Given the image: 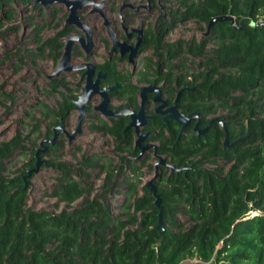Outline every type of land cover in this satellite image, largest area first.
I'll return each mask as SVG.
<instances>
[{"label":"trees","instance_id":"obj_1","mask_svg":"<svg viewBox=\"0 0 264 264\" xmlns=\"http://www.w3.org/2000/svg\"><path fill=\"white\" fill-rule=\"evenodd\" d=\"M13 2L18 0H0V12L8 18L14 16ZM180 3L184 9L171 10V19L160 15L158 33L150 26L157 60L145 72L154 79L143 78L156 83L165 79L175 90L184 87L179 106L185 114L199 111L203 124L219 116L227 124L230 143L246 138L226 147L218 122L206 135L190 128L180 135L178 122L165 124L153 114L150 124L156 132L151 140H159V153L175 167L187 168L164 170L155 182L162 198L159 209L141 179L145 168L153 166L136 158L140 149L133 129L126 128L128 118L93 120L92 131L114 139L117 161L79 145L75 155L81 149L84 153L75 162L47 160L41 153L42 163L58 172L51 195L64 207L54 211L28 204L25 174L8 177L3 172L4 161L24 148L17 133L0 143V264H264V0ZM34 6V35L40 46L29 51L35 59L57 60L61 36L74 28L64 27L43 39V25L36 20L43 10L38 3ZM229 13L233 19H218L208 28L213 17ZM176 18H196L209 31L200 40L165 41L163 32ZM47 84V95L57 98L53 106L46 99L38 106L49 121L42 140L52 139L53 128L66 124L78 94L71 86L61 89L56 80ZM175 90L170 91L171 102ZM91 109L89 105L88 117ZM61 145L45 143L53 154ZM35 161L36 155L31 169ZM96 171L102 179L98 189L91 182ZM116 194L124 195L119 204ZM113 206L121 211L114 212ZM160 210L162 241L156 228Z\"/></svg>","mask_w":264,"mask_h":264},{"label":"rangeland","instance_id":"obj_2","mask_svg":"<svg viewBox=\"0 0 264 264\" xmlns=\"http://www.w3.org/2000/svg\"><path fill=\"white\" fill-rule=\"evenodd\" d=\"M107 1L118 2L115 12L117 17H119L118 11L124 1L127 3L131 2L133 5H146L147 1L155 3L158 10L157 14L153 16V21L162 14H167V18L171 19L168 17L171 10H176L180 13L184 9L180 0ZM35 3V0H30L27 4L20 3L19 0L18 2H13V18H8L6 13L0 12V143L10 140L17 133L24 139V148L18 149L3 163V172L8 177H15L21 174L27 175L24 172L31 170V159L36 155L38 149L42 148L40 147V143L49 124V121L42 115L38 106L45 99L53 106L56 104L57 98V95L50 94L48 96L46 93V86L49 81L47 74L51 73L55 64L47 57L35 59L29 51L40 46L39 41H37L34 35L35 31L32 21L35 18L37 8L34 6ZM41 8L43 15L37 16L36 20L43 25L41 34L43 39H45L49 35V31H51L53 23L55 21L59 23L61 19H65L68 11L65 6L60 7L57 15L49 21L46 7ZM174 22L167 32L166 40L168 41H174L178 38H184L185 40L196 38L200 40L208 32L207 25L199 22L196 18L185 20L176 18ZM213 45L214 42L210 41L209 46ZM121 102L124 101L114 100L116 104ZM77 117L78 111L73 110L71 117L66 121V129L68 131L75 129ZM101 117L105 118L100 112L92 110L91 116L87 117L84 122L83 132L72 141V144L68 142L65 136L62 137L60 141L63 142V145L55 152L57 154L47 151V155L44 153V159H61L75 162L77 155L84 153L82 149L84 151L90 149L91 152L101 151L103 155L109 154L114 159V162H116L114 139L100 132H94L91 129L92 121L98 122ZM210 117H215V115ZM77 145L81 146L82 149L75 155ZM148 162L154 163L155 159L152 157ZM144 171L145 173L141 177L143 185L155 175V170L145 168ZM97 173L98 171L94 172L91 178L95 189H98L102 183L101 177L95 176ZM57 174L56 170L42 163L39 172H33L30 177L26 178L27 201L34 209L48 208L60 211L64 207L63 203L51 195ZM142 193V190H140V195ZM113 198L114 202L119 204L123 200L124 195L116 194ZM117 206H113V211L119 213L121 209ZM188 261L194 264H212V262L199 263L196 260Z\"/></svg>","mask_w":264,"mask_h":264},{"label":"flooded vegetation","instance_id":"obj_3","mask_svg":"<svg viewBox=\"0 0 264 264\" xmlns=\"http://www.w3.org/2000/svg\"><path fill=\"white\" fill-rule=\"evenodd\" d=\"M99 1L101 0H96V2H99ZM103 1L104 2L102 4L101 10L108 16L109 24L107 25L105 23V19L99 11L92 10L94 8V5H91L88 8H85L83 11H80L79 9L81 20L90 26V29L92 31L93 43L89 49H86L85 47L82 46L80 41H75L74 44L72 45L70 60L67 63L68 64H82V63L94 64V73H93L94 79L97 78L99 71L106 72V76L101 77L100 79L101 87L115 86L119 84L118 87L108 90V93L110 96L109 107L111 108H124V107L129 106L130 108L138 111L141 107V102H142L141 88L142 86H145V85H158L161 89L162 97L165 98L168 102L167 105L162 108L164 109V108H167L168 106H171L174 103L178 92L180 90L183 91L184 87H179L178 89L175 90L172 88L171 83L165 82V79H162L161 81L156 83V82L148 81V79L143 78L144 76L149 77V75L145 73L149 68V63H152L153 61L157 60L155 45L152 43L153 41L151 42L152 35L150 34L151 24L153 26L152 31H155L156 33L160 31V26H159L161 23L160 16L156 18L155 21L152 20L153 16L157 14V10H158L157 5L155 3H151L150 1H147L148 3L146 5H133L129 1H128L129 3L124 1L121 4L119 11H118L119 17H117L115 15V12H116V5L118 4V2L107 1V0H103ZM125 4H128V5H125ZM62 6H65L67 8L66 5H62L60 2L49 3L47 6H45L46 7L45 9L47 10L48 15H49V21L52 17H55L57 15V13L60 10V7ZM40 9L42 10L41 5H40ZM111 10H113L114 12ZM67 11L69 14L68 8H67ZM162 15L164 16V20H165L167 14H162ZM66 18L61 19L59 23L58 21H55L53 23V27L51 31H49V35L47 36V37L55 36L57 32H59L61 29L67 26L74 28L72 31H70V33L64 36H61L60 40L62 41V47L60 48L61 53L58 56V59L55 60L51 56L47 57V58H50L51 61L55 64V67L51 71V73L58 67L59 61L64 53L65 46L67 44L65 39L71 35H76V34L82 35L86 38L85 31L81 29L80 27H78L77 25L66 24ZM164 20H162V22ZM109 27L116 34L118 39L124 42V46L127 47L125 51H123L121 46L119 45L114 46V39L110 35ZM169 28L170 26L167 28L166 31L163 32V38L165 41H167L166 36H167V32ZM133 48H137V49L133 57L130 58V53ZM153 66L156 67V64H154V62H153ZM87 69L88 67H80L77 69L63 70L60 74L53 76V77H49V74H50L49 73L47 74V78L49 80L48 83L51 81L54 82L56 80L57 82H60L61 85L59 87L61 89L68 88L71 86L73 88H77L78 94H79L84 84L87 81V74H85V71ZM149 78H153V77H149ZM65 82H68L70 86H67V83ZM171 90H175V97L172 100V102L170 101V98H169V94ZM78 94H77V97H78ZM156 94H157V91H154V90L146 91V98H145L144 103H145V111L149 118H148V125L143 129V131L147 132L148 136L143 143L144 144L155 143L158 146V150H157L158 155L163 156L166 159V163H172L171 161H168L169 159H167L166 156L159 153V145H160L159 140H151V137L153 136L154 132H156V130H154V128L150 124L153 114L160 115L163 120V115H161L160 112L156 110L157 106L161 103L160 101L155 100ZM93 98L94 99L92 100V102H90L87 105V117H88V106L91 105V108H92L91 111L92 110L95 111L94 110L95 104L100 103L103 99V97L100 94L94 95ZM97 100L99 101L97 102ZM114 100H123L124 102L116 104L114 103ZM135 102H137L138 108L135 107L136 105ZM179 109L181 112H183V114H185V112L182 111L180 106H179ZM74 110H76L75 107H74ZM195 111L198 112L199 117L192 120L191 123L186 127L184 131L190 128L194 130L195 132H197L194 128L198 121H200L199 128L204 129L206 125L209 123V121L212 118H214V117H209L210 118L209 121L206 124H203V119H202L200 112L197 110ZM71 114L69 117H71ZM190 114L191 112L185 115L188 116ZM120 117L128 118L127 124L129 123L130 121L129 116H115V117H110V118L105 117L103 119L110 120V119H115V118H120ZM170 120L176 121L175 119L170 118L168 120V123H165L164 120L163 122L165 124H169ZM64 125L66 129L67 125L65 124V122H64ZM150 126L152 128H150ZM180 126L182 128L181 124ZM57 127L59 126H56L53 128L54 135H55V129H57ZM130 129H133L134 131V128H130ZM209 130L207 131L206 134H208ZM56 131H59L57 142L60 141V139H62V137L64 136L68 139L67 135L63 133L61 130L57 129ZM197 134L199 133L197 132ZM136 139H137V135H136ZM68 142L72 144V142H70L69 139H68ZM47 143H50V142H47ZM135 146H136V140H135ZM50 150L52 149L48 146V151ZM140 154H141V150H140L138 157L136 158H139L142 161L146 160V165L150 164L153 166V168L147 167V169H153L156 172L157 170L156 163L159 162V158L156 157L155 150L152 148L144 152L141 156ZM152 157L155 159V162L149 163L148 160H150V158ZM164 170L169 171L171 169L168 168L167 165H161L159 168V172L162 174Z\"/></svg>","mask_w":264,"mask_h":264},{"label":"water","instance_id":"obj_4","mask_svg":"<svg viewBox=\"0 0 264 264\" xmlns=\"http://www.w3.org/2000/svg\"><path fill=\"white\" fill-rule=\"evenodd\" d=\"M35 1L36 3H39L41 7H45L49 3H56V2H60L62 5H66L69 10V14L66 18V24L77 25L78 27L83 29L86 33V38L82 35L76 34V35H71L65 39L67 44L65 46L64 53L59 61V65L52 73L49 74V77H53V76L60 74L63 70H71V69H77L80 67H88V69L85 71V74H87V81L84 84L81 92L78 94V97L74 100L75 109L79 112L76 128L73 131L69 132L65 129V125L63 123L62 125L57 127V129L65 133L70 142L74 141L77 138V136L80 135L83 131V125H84L85 119L87 118V105L90 102H92V100L94 99L93 96L96 94H100L103 97V99L100 103L95 104L94 110L100 112L102 116L107 117V118L115 117V116H129L130 121L126 125V128L127 129L134 128L135 134L137 135L136 146L139 147L141 150L140 156L147 150L153 148L155 150L156 157L159 158V162L156 163L157 170L155 172V175L146 183V187L155 196L156 206L159 209H161L162 198H161V195L157 193V187L155 184V182L161 177V173L159 172L160 166L167 165L168 168H170L171 171L173 172H180L182 170H186L187 168L186 167H175L172 163H166V159L163 156L158 155V152H157L158 146L155 143H147V144L143 143L148 136V133L143 131V129L148 125V118H149L148 115L146 114L145 103H144L145 98H146V91H151V90L157 91L155 100L160 101L161 103L157 106L156 110L160 112L161 115H163V120L165 123H168V120L170 118L178 121L182 125L180 134L184 132V130L191 123L192 120L199 117L198 112L196 111L191 112V114L187 116L183 114V112L180 111L178 101H179L182 90L178 92L174 103L171 106H168L167 108L163 109L162 107L166 106L168 102L165 98L162 97V92L158 85L142 86L141 88L142 102H141V107L138 111L130 108L129 106L124 107V108L109 107L110 96H109L108 90L118 87L119 84L115 86L101 87L100 79L101 77L106 76V72L99 71L97 78L94 79L93 78L94 64L92 63L68 64L67 63L70 60L72 45L74 44L75 41H80L82 46L85 47L86 49H89L93 43L92 31L90 29V26L81 20L79 9L80 11H83L85 8H88L89 6L94 5V8L92 10L99 11L104 17L105 23L108 25L109 18L101 10V7L104 1L103 0L99 2H96V0H35ZM125 5H128V4H125ZM223 18L233 19L234 17L230 13L224 16L213 17L208 25V28L211 27L213 22H215L218 19H223ZM249 19H250V15L243 18L242 21L249 20ZM109 30H110L111 37L114 39V46L119 45L121 46L122 50L125 51L127 47L124 46V42L118 39V37L110 29V27H109ZM136 49L137 48L132 49L130 53V58L133 57L134 53L136 52ZM215 122H219V124L222 126L225 132L224 145L226 147L232 146L236 144L237 141H242L246 138L245 136V137L238 139L237 141L233 143H230L227 124L223 119L219 117L212 118L204 129L199 128L200 121H198L194 129L200 135H205L207 131L209 130V128L212 126V124ZM57 129H55V135L52 139H44L43 141H41L40 143L41 147L45 146L46 142H50V144L52 145L56 144L58 140V133L56 131ZM47 151H48V146L38 149L36 153V157H37L36 166L32 168L31 170H29L28 174L25 177H30V175L33 172L35 173L39 172L41 168V164L43 162L42 158L40 157V154L45 153ZM162 222H163L162 213L160 210L159 221L156 224V228L160 230V234L162 237L160 239L161 241L163 239L164 232H165V227L163 226Z\"/></svg>","mask_w":264,"mask_h":264}]
</instances>
